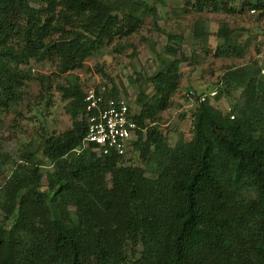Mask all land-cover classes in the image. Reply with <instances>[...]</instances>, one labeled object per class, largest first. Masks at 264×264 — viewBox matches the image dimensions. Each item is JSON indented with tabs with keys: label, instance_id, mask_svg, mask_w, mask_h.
Segmentation results:
<instances>
[{
	"label": "trees",
	"instance_id": "trees-1",
	"mask_svg": "<svg viewBox=\"0 0 264 264\" xmlns=\"http://www.w3.org/2000/svg\"><path fill=\"white\" fill-rule=\"evenodd\" d=\"M221 1L194 0L191 7L216 10ZM245 1L257 20L264 17V0ZM155 14L145 0H0V114L25 95L18 89L30 72L20 67L30 60L53 58L56 74H65ZM233 31L216 29L223 47L213 56L246 52V40L237 44ZM165 37L170 58L159 59L161 68L146 81L152 94L137 97L133 116L132 151L143 167L81 147L84 125L76 116L84 92L76 84L56 86L70 127L40 137L49 171L42 173L27 147L9 168L0 148V264H264V72L249 59L226 68L210 94L188 92L195 105L190 138L169 146L154 119L169 106L186 56L172 47L180 36ZM236 91L225 113L209 103Z\"/></svg>",
	"mask_w": 264,
	"mask_h": 264
},
{
	"label": "rangeland",
	"instance_id": "rangeland-1",
	"mask_svg": "<svg viewBox=\"0 0 264 264\" xmlns=\"http://www.w3.org/2000/svg\"><path fill=\"white\" fill-rule=\"evenodd\" d=\"M145 1L155 5V16L144 17L135 33L105 42L102 48L65 74H56V60L53 58L41 62L30 60L28 66L20 67L30 72L29 79L23 81L24 86L18 89L25 91V95L17 101L15 108L12 106L0 114V148L10 157L7 167L11 161L18 162L19 155L27 147L43 163L42 173L50 170L41 155L43 143L40 137L61 134L71 124L66 110L67 100L56 86L76 84L82 92L94 85L110 88L127 97L133 113L137 114L140 110L137 97L142 93L152 94L151 85L146 81L161 68L159 59L170 58L163 51L167 46L166 34L181 37V41L173 42L172 47H178V52L186 56V61L179 65L178 87L169 99V106L158 114V119H154L166 135L169 146L180 137L184 140L190 138V116L195 105L188 100V92L200 96L210 94L226 68L240 66L249 59L264 72V17L257 20L256 14L247 10L245 0H222L223 5L220 3L216 10L203 12H196L191 7L194 0ZM221 25L234 30L232 39L237 44L246 40V52L239 56H213L215 47H223L222 38L215 36ZM202 31H207L204 38L199 36ZM190 61H195V64H188ZM36 76L49 77V81H38ZM44 84L49 85L47 93L42 88ZM139 88L143 89L142 92ZM208 100L225 113L238 100V91L222 95L217 100L211 97ZM122 163L125 166H144L134 151L123 158ZM145 176L152 177L149 173ZM2 216L0 212V221Z\"/></svg>",
	"mask_w": 264,
	"mask_h": 264
},
{
	"label": "built area",
	"instance_id": "built-area-1",
	"mask_svg": "<svg viewBox=\"0 0 264 264\" xmlns=\"http://www.w3.org/2000/svg\"><path fill=\"white\" fill-rule=\"evenodd\" d=\"M254 13V10H250ZM110 88L94 85L85 90L77 120L84 125L81 147L91 146L100 155L125 158L132 152L137 126L129 99L123 95L107 96Z\"/></svg>",
	"mask_w": 264,
	"mask_h": 264
}]
</instances>
